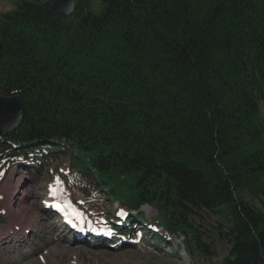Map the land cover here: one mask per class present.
I'll use <instances>...</instances> for the list:
<instances>
[{"label": "trees", "instance_id": "1", "mask_svg": "<svg viewBox=\"0 0 264 264\" xmlns=\"http://www.w3.org/2000/svg\"><path fill=\"white\" fill-rule=\"evenodd\" d=\"M97 4L0 12V94L26 104L0 135V177L20 154L69 152L81 187L153 206L159 240L211 255L189 215L214 210L231 244L216 264H264V212L247 198H264V0Z\"/></svg>", "mask_w": 264, "mask_h": 264}, {"label": "rangeland", "instance_id": "2", "mask_svg": "<svg viewBox=\"0 0 264 264\" xmlns=\"http://www.w3.org/2000/svg\"><path fill=\"white\" fill-rule=\"evenodd\" d=\"M15 3L0 0V12L13 8ZM91 7L98 10V4ZM260 104L264 114V102ZM35 155H19L0 177V264H216L230 254L228 227L214 210L189 215L208 243L209 256L187 247L183 234L159 240L153 231L156 228L163 232L164 228L154 219L156 210L148 203L142 204L139 211L121 208L125 216L119 222L124 224L128 216L129 222L130 217L133 221L127 223L129 226L121 225L127 233L114 237L109 216H116L118 200L100 185L81 187L83 181L73 175L69 152L46 161ZM53 188L57 191L50 197ZM247 198L264 212V198ZM57 199L80 214L85 222L80 225L107 230L109 235L100 238L67 226L63 217L48 207V202ZM142 221L149 222L153 229L148 230Z\"/></svg>", "mask_w": 264, "mask_h": 264}, {"label": "water", "instance_id": "3", "mask_svg": "<svg viewBox=\"0 0 264 264\" xmlns=\"http://www.w3.org/2000/svg\"><path fill=\"white\" fill-rule=\"evenodd\" d=\"M58 16H69L76 0H35ZM26 111V104L19 94H0V135L16 126Z\"/></svg>", "mask_w": 264, "mask_h": 264}, {"label": "snow or ice", "instance_id": "4", "mask_svg": "<svg viewBox=\"0 0 264 264\" xmlns=\"http://www.w3.org/2000/svg\"><path fill=\"white\" fill-rule=\"evenodd\" d=\"M56 191H57V189L53 188V194H55V193H56ZM57 207H59V205H57ZM74 215H76L77 217H79V216H80V214H79V213H74Z\"/></svg>", "mask_w": 264, "mask_h": 264}, {"label": "bare ground", "instance_id": "5", "mask_svg": "<svg viewBox=\"0 0 264 264\" xmlns=\"http://www.w3.org/2000/svg\"><path fill=\"white\" fill-rule=\"evenodd\" d=\"M84 231H86V230H84ZM88 233V232H87Z\"/></svg>", "mask_w": 264, "mask_h": 264}]
</instances>
